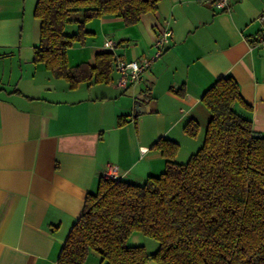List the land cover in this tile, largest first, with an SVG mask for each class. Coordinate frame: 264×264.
<instances>
[{"label":"crops","instance_id":"obj_1","mask_svg":"<svg viewBox=\"0 0 264 264\" xmlns=\"http://www.w3.org/2000/svg\"><path fill=\"white\" fill-rule=\"evenodd\" d=\"M36 1L0 0V264H57L107 164L117 165L119 179L143 184L165 168L154 146L160 138L177 142L174 161L185 163L203 144L211 117L201 97L222 76L237 81L251 106L236 103V111L264 133V46L256 45L255 19L264 0H229L228 10L214 0H158L135 24L112 15L91 19L83 41L67 50L70 67L92 66L103 52L137 59L164 29L171 35L140 83L118 86L114 60L108 82L74 88L33 61L40 41ZM137 99L154 111L135 116ZM191 120L199 127L195 136L184 131ZM127 244L148 253L159 246L138 231ZM84 264L104 262L91 251Z\"/></svg>","mask_w":264,"mask_h":264},{"label":"trees","instance_id":"obj_2","mask_svg":"<svg viewBox=\"0 0 264 264\" xmlns=\"http://www.w3.org/2000/svg\"><path fill=\"white\" fill-rule=\"evenodd\" d=\"M158 0H37L40 41L33 61L43 63L71 88L80 82H108L112 52L96 55L94 65L70 67L67 50L82 42L85 24L105 15L126 25L156 9ZM76 24L77 30L66 28ZM209 109L204 141L185 163H176L177 142L154 144L166 159L157 176L143 184L101 176L97 191L87 193L81 216L72 226L57 264H84L91 251L104 264H264V133L235 109L251 106L232 76L218 78L203 94ZM191 120L184 131L195 136ZM134 231L159 246L148 253L130 246Z\"/></svg>","mask_w":264,"mask_h":264},{"label":"built area","instance_id":"obj_3","mask_svg":"<svg viewBox=\"0 0 264 264\" xmlns=\"http://www.w3.org/2000/svg\"><path fill=\"white\" fill-rule=\"evenodd\" d=\"M213 6L217 9L228 10L229 0H214ZM255 19L260 26L258 35L256 36V45L264 46V12H261V14H259ZM170 35L171 30L164 29L155 39L151 52L144 54L137 59H116L115 70L118 73L117 85L120 87H126L128 85L140 83L143 73L148 70L162 55L166 44L169 42ZM104 45L109 49H113L114 42L111 39H107L105 40ZM141 149L142 151L146 150L145 148ZM102 176L106 178L118 179L117 165L107 164Z\"/></svg>","mask_w":264,"mask_h":264},{"label":"water","instance_id":"obj_4","mask_svg":"<svg viewBox=\"0 0 264 264\" xmlns=\"http://www.w3.org/2000/svg\"><path fill=\"white\" fill-rule=\"evenodd\" d=\"M152 110L150 104H145L142 100L137 99L135 101L134 115L138 116L141 113H150Z\"/></svg>","mask_w":264,"mask_h":264},{"label":"rangeland","instance_id":"obj_5","mask_svg":"<svg viewBox=\"0 0 264 264\" xmlns=\"http://www.w3.org/2000/svg\"><path fill=\"white\" fill-rule=\"evenodd\" d=\"M156 241V240H155Z\"/></svg>","mask_w":264,"mask_h":264}]
</instances>
